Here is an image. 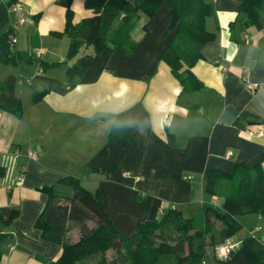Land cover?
<instances>
[{"label":"crops","instance_id":"crops-1","mask_svg":"<svg viewBox=\"0 0 264 264\" xmlns=\"http://www.w3.org/2000/svg\"><path fill=\"white\" fill-rule=\"evenodd\" d=\"M205 1L213 7L205 25L214 37L191 68L201 83L197 89L184 90L160 57L174 36L171 8L163 2L149 18L138 12L131 50L93 53L75 86L34 100L47 86L40 75L64 80L65 68L81 53L67 57L64 3L72 23L93 12L84 0H17L21 10L9 12L17 61L0 69V80L15 77L22 104L19 116L0 109V208L12 207L17 215L7 222L0 217V264H58L61 244L45 240L34 223L47 200L42 186L69 193L58 182L63 177L77 178L91 192L107 178L188 215L202 201L221 203V195L203 187L210 171L230 174L238 164L264 170V135L255 134L264 128V4L249 21L239 0ZM115 116L136 141L120 145L108 138ZM238 219L242 228L224 242L233 249L246 242L249 264H264V214ZM78 236L76 226L66 233L69 242ZM218 246L205 247L202 264L227 257Z\"/></svg>","mask_w":264,"mask_h":264},{"label":"trees","instance_id":"trees-1","mask_svg":"<svg viewBox=\"0 0 264 264\" xmlns=\"http://www.w3.org/2000/svg\"><path fill=\"white\" fill-rule=\"evenodd\" d=\"M163 2L171 8L170 28L174 36L160 57L184 90L197 89L201 83L191 68L201 57L202 46L214 37L205 25L206 18L214 14L209 2L84 0V6L93 13L77 23L71 22L72 10L68 2L64 3V33L69 38L67 57L81 53L65 68L64 80L40 75L47 86L34 93L33 99H39L49 90L62 94L75 86L93 53L114 48L131 50L136 42L130 30L138 12L149 18ZM239 2L240 12L249 21L257 19V10L264 4V0ZM14 3L17 0H0V69L17 61L9 44L15 34L9 17V8ZM86 48L90 50L87 52ZM14 88L13 75L0 80V109L19 116L22 104ZM107 136L120 145L136 141L130 127L117 116ZM58 182L69 187V193L61 196L54 185L42 186L47 200L34 223L45 240L61 244L58 264H198L205 258L206 246L220 245L242 228L238 216L247 212L264 214V170L260 164L250 168L238 164L230 174L210 171L203 187L207 193L221 195L223 199L220 204L202 201L188 215L174 206H163L162 200L153 194H141L107 178L99 180L93 192L72 176ZM16 215L17 210L12 207L0 208V217L6 222ZM72 226H76L79 236L69 242L66 233ZM3 236L0 234V244ZM249 262L248 245L243 241L218 264Z\"/></svg>","mask_w":264,"mask_h":264},{"label":"built area","instance_id":"built-area-1","mask_svg":"<svg viewBox=\"0 0 264 264\" xmlns=\"http://www.w3.org/2000/svg\"><path fill=\"white\" fill-rule=\"evenodd\" d=\"M10 11H15V10H21V7L20 5L17 3H14L10 6L9 8ZM26 19L24 17H20L19 19V22H24ZM16 42V36H12L11 40H10V46L13 47L14 44ZM42 53V49L41 48H38L36 51H35V54L36 56H40ZM250 132V131H249ZM256 135H264V128H259L256 130L255 132ZM28 156L31 157V158H35L36 156V153L34 151H28ZM218 249H219V253L224 255V256H228V254L230 253V251L233 249V245L232 244H229L227 242H224V243H221L219 246H218Z\"/></svg>","mask_w":264,"mask_h":264},{"label":"rangeland","instance_id":"rangeland-1","mask_svg":"<svg viewBox=\"0 0 264 264\" xmlns=\"http://www.w3.org/2000/svg\"><path fill=\"white\" fill-rule=\"evenodd\" d=\"M198 264H202V263H198Z\"/></svg>","mask_w":264,"mask_h":264},{"label":"water","instance_id":"water-1","mask_svg":"<svg viewBox=\"0 0 264 264\" xmlns=\"http://www.w3.org/2000/svg\"><path fill=\"white\" fill-rule=\"evenodd\" d=\"M135 221H136V219H135Z\"/></svg>","mask_w":264,"mask_h":264}]
</instances>
